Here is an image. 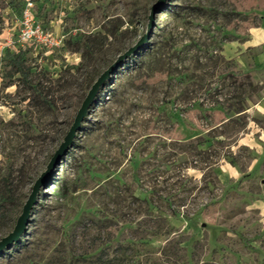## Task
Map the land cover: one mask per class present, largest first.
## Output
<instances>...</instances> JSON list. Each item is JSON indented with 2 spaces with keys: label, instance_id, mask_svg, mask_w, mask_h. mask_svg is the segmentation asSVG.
Wrapping results in <instances>:
<instances>
[{
  "label": "rangeland",
  "instance_id": "rangeland-1",
  "mask_svg": "<svg viewBox=\"0 0 264 264\" xmlns=\"http://www.w3.org/2000/svg\"><path fill=\"white\" fill-rule=\"evenodd\" d=\"M156 1L0 0V239ZM155 22L0 264H264V0H169Z\"/></svg>",
  "mask_w": 264,
  "mask_h": 264
},
{
  "label": "water",
  "instance_id": "water-1",
  "mask_svg": "<svg viewBox=\"0 0 264 264\" xmlns=\"http://www.w3.org/2000/svg\"><path fill=\"white\" fill-rule=\"evenodd\" d=\"M169 0H158L152 5L151 14L149 16V25L147 32L141 36L132 47L127 49L123 54H120L116 61H114L108 68L95 80L91 89L86 95V98L82 102L80 108L77 110V115L71 124V128L64 136V141L60 144L58 149L53 153L50 162L48 163L46 170L36 179L31 193L29 194L27 201L23 205L22 214L18 217L14 229L3 238L0 239V252L10 248L17 243L24 233L27 231L32 218V211L37 206L39 201V195L41 189H47L49 187V179L51 175L56 171V168L63 162L66 153L70 150L75 142V138L78 131L82 127V123L89 114V109L93 101L97 98V95L102 87H104L107 80L115 75L122 67L123 63L128 60L134 54H137L142 50L143 46L150 40L154 28L156 27L155 18L160 14Z\"/></svg>",
  "mask_w": 264,
  "mask_h": 264
},
{
  "label": "trees",
  "instance_id": "trees-1",
  "mask_svg": "<svg viewBox=\"0 0 264 264\" xmlns=\"http://www.w3.org/2000/svg\"><path fill=\"white\" fill-rule=\"evenodd\" d=\"M23 57H24V55L22 53H20L18 56V60L15 62V67L17 68V70L20 73H22L24 75V78L27 79L29 77V74L25 71V69L22 66ZM95 101H96V99L93 101V103ZM50 181H51V179H49V183H50ZM4 196H6V192L0 190V203H2V204L5 202ZM9 200L10 199H7V201H9ZM17 219H16V221H17ZM10 248H7V249L1 251L0 255H4L5 254L4 252L9 250ZM60 252H61V255L63 253L62 257H60L59 259L55 258V257L50 258L49 260H47L43 264H81V263H85V264H117L114 261L108 262L107 260H105V254L102 251L100 252V254H97L95 257L94 256L92 257V255H87L85 253L74 256L70 253V251L67 252L66 250H62Z\"/></svg>",
  "mask_w": 264,
  "mask_h": 264
}]
</instances>
